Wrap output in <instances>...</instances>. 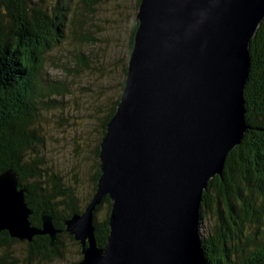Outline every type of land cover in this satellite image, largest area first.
Listing matches in <instances>:
<instances>
[{"label": "water", "instance_id": "obj_1", "mask_svg": "<svg viewBox=\"0 0 264 264\" xmlns=\"http://www.w3.org/2000/svg\"><path fill=\"white\" fill-rule=\"evenodd\" d=\"M263 19L264 0H140L96 190L64 223L77 264H207L202 195L247 131L249 46ZM23 194L13 171L0 174V232L48 236L52 248L58 231L47 216L31 226ZM106 196L109 235L98 247L93 214Z\"/></svg>", "mask_w": 264, "mask_h": 264}, {"label": "trees", "instance_id": "obj_2", "mask_svg": "<svg viewBox=\"0 0 264 264\" xmlns=\"http://www.w3.org/2000/svg\"><path fill=\"white\" fill-rule=\"evenodd\" d=\"M71 6L72 0H54L51 5L46 0H0V174L11 170L17 175L24 203L31 211V226L40 228L41 217L47 216L58 231L52 248L48 236L26 242L0 232V264H15L12 248L19 243L27 246L28 263L61 261L68 243L77 247L78 262L82 259L79 243L66 232L64 223L81 214L90 202L101 174L100 163L91 179L89 198L82 201L74 187L49 168L43 136L45 113L61 106L63 102L55 98L67 91L64 83L43 69L49 52L65 38L63 30L69 25ZM136 28L137 21L130 31L129 51ZM249 54V76L243 92L247 131L228 153L222 178L213 177L202 195L200 221L209 217L214 223L201 231L207 264H264V19L250 41ZM73 58L86 61L81 53ZM123 88L124 81L121 93ZM120 94L101 124L96 159ZM110 206L106 196L94 210L98 247L107 242Z\"/></svg>", "mask_w": 264, "mask_h": 264}, {"label": "rangeland", "instance_id": "obj_3", "mask_svg": "<svg viewBox=\"0 0 264 264\" xmlns=\"http://www.w3.org/2000/svg\"><path fill=\"white\" fill-rule=\"evenodd\" d=\"M93 1L72 0L70 22L63 30L65 38L49 52L43 69L67 89L66 95L55 98L63 104L44 115L45 158L49 168L74 187L82 201L89 198L91 179L98 168L95 152L101 124L126 79L130 31L138 12V0ZM78 53L83 54L85 63L74 60L73 54ZM213 224L211 218H203L201 231ZM12 250L15 264H39L27 262L24 243L15 244ZM78 260L77 247L68 243L65 258L50 264H76Z\"/></svg>", "mask_w": 264, "mask_h": 264}]
</instances>
